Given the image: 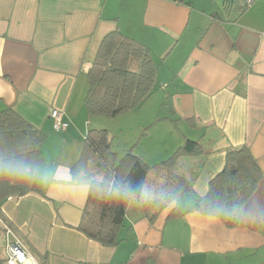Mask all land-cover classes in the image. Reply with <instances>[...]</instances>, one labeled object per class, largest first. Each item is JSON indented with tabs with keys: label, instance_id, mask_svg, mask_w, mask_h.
<instances>
[{
	"label": "crops",
	"instance_id": "crops-1",
	"mask_svg": "<svg viewBox=\"0 0 264 264\" xmlns=\"http://www.w3.org/2000/svg\"><path fill=\"white\" fill-rule=\"evenodd\" d=\"M248 4L0 0V113L11 109L46 135L37 192L1 209L0 264H8L6 227L39 264H264V0ZM117 30L148 47L157 66L158 89L139 108L157 117L139 124L144 133L131 149L149 166L187 141L203 154L175 167L193 194L152 221L155 212L149 216L143 203L156 198L163 180L150 175L142 200L127 208L122 242L105 248L76 229L90 184L73 182L71 169L93 125L87 73L102 39ZM53 110L63 112L66 131H55ZM244 146L263 180L231 229L196 206L227 153Z\"/></svg>",
	"mask_w": 264,
	"mask_h": 264
},
{
	"label": "trees",
	"instance_id": "trees-1",
	"mask_svg": "<svg viewBox=\"0 0 264 264\" xmlns=\"http://www.w3.org/2000/svg\"><path fill=\"white\" fill-rule=\"evenodd\" d=\"M232 7L233 2L226 3L227 9ZM87 79L84 103L91 117L126 115L139 109L158 89L157 66L150 49L118 30L102 39ZM45 141L46 135L15 111L0 113V212L7 200L37 192ZM112 143L106 130L90 129L81 157L71 169L73 182L90 184L76 229L105 248L122 242L127 208L133 200H142L150 175L163 180L156 198L143 203L149 216L155 212L152 221L182 197L193 194L192 183L178 175L175 167L182 158L203 154L197 142L187 141L166 161L149 166L133 149L119 158ZM262 180L263 172L249 147L229 151L223 171L211 181L196 210L219 218L227 228H236L243 207Z\"/></svg>",
	"mask_w": 264,
	"mask_h": 264
},
{
	"label": "rangeland",
	"instance_id": "rangeland-1",
	"mask_svg": "<svg viewBox=\"0 0 264 264\" xmlns=\"http://www.w3.org/2000/svg\"><path fill=\"white\" fill-rule=\"evenodd\" d=\"M146 108L138 109V110H143L141 111L142 113H139L140 111H137L138 112L136 113L137 115H130L129 117H127L128 116L127 114L117 117V118H113V119L106 118V117H100V116H93V119H92L93 125L91 126V129L106 130L110 138L113 141L112 150L116 153H119V158H122L126 152V151H123V149L125 150L126 148H128L127 149L128 151L134 145V140L132 139H134L135 135H138V136L140 135L139 137L143 135L144 130L143 131L141 130L140 132L141 127L139 124H141L142 122H145L146 119L151 118L150 119L151 121L152 119H155L157 117L156 116L157 112H154V114L151 115L152 108L150 107H146ZM144 112H145V115H144Z\"/></svg>",
	"mask_w": 264,
	"mask_h": 264
},
{
	"label": "built area",
	"instance_id": "built-area-1",
	"mask_svg": "<svg viewBox=\"0 0 264 264\" xmlns=\"http://www.w3.org/2000/svg\"><path fill=\"white\" fill-rule=\"evenodd\" d=\"M252 0H248L250 4ZM51 117L54 120V129L57 132H63L68 129V123L64 121V114L60 110H53ZM7 233V263L8 264H39V261L33 256L24 243L16 238L13 234V230L10 227H6Z\"/></svg>",
	"mask_w": 264,
	"mask_h": 264
}]
</instances>
